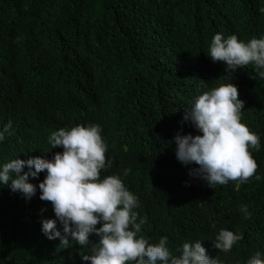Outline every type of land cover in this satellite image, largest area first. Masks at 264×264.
<instances>
[{
  "label": "trees",
  "instance_id": "trees-1",
  "mask_svg": "<svg viewBox=\"0 0 264 264\" xmlns=\"http://www.w3.org/2000/svg\"><path fill=\"white\" fill-rule=\"evenodd\" d=\"M217 33L259 38L264 0H0V127L11 121L13 130L0 142V164L51 159L62 150L51 149V132L98 124L111 161L101 177L118 175L138 198L150 243L166 236L179 255L183 242L201 240L222 264L264 253V79L252 65L230 82L244 101L240 122L260 137V150H249L253 176L238 189L234 181L211 188L174 157V135L198 134L182 119L191 102L228 82L223 63L206 56ZM38 196L0 187V264H86L87 248L41 233L40 220L54 213ZM220 229L241 237L227 253L213 247Z\"/></svg>",
  "mask_w": 264,
  "mask_h": 264
},
{
  "label": "clouds",
  "instance_id": "clouds-1",
  "mask_svg": "<svg viewBox=\"0 0 264 264\" xmlns=\"http://www.w3.org/2000/svg\"><path fill=\"white\" fill-rule=\"evenodd\" d=\"M206 56L213 63H223L228 82L203 91L191 102L182 119L198 134L174 135V157L182 166H189V177L211 188L234 181L238 189L257 167L249 150L259 151L261 144L259 135L240 122L244 101L238 98L230 74L252 65L256 76L264 79V34L245 41L234 34L224 38L217 33ZM100 133L98 124H77L51 132L47 137L51 149L62 150L54 152L51 159L13 158L0 164V187L25 200L38 189V198L50 202L54 213V218L40 220L41 233L49 240L58 239L60 246L75 242L81 249L87 248L86 254L80 253L86 264H222L208 255L201 240L183 242L176 250L179 255H174L166 236L153 244L141 234L146 218L135 211L138 198L118 175L101 177L111 161L106 162L107 145ZM12 134L9 121L0 127V142ZM25 167L27 171H23ZM128 171L124 169L123 175ZM39 173L44 174L43 179L33 185L29 178ZM240 211L245 219L251 215L246 206ZM93 235L94 242L89 239ZM240 239L233 231L220 229L213 247L227 253ZM245 264H264V253L256 251Z\"/></svg>",
  "mask_w": 264,
  "mask_h": 264
},
{
  "label": "rangeland",
  "instance_id": "rangeland-1",
  "mask_svg": "<svg viewBox=\"0 0 264 264\" xmlns=\"http://www.w3.org/2000/svg\"><path fill=\"white\" fill-rule=\"evenodd\" d=\"M194 184H196V185H197L198 183H197V182H195Z\"/></svg>",
  "mask_w": 264,
  "mask_h": 264
}]
</instances>
